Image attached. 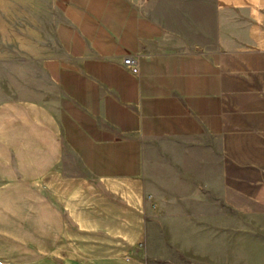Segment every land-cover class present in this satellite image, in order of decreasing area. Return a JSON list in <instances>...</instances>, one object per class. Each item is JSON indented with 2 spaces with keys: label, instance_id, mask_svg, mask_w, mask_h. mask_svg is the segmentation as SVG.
<instances>
[{
  "label": "crops",
  "instance_id": "0c3cea01",
  "mask_svg": "<svg viewBox=\"0 0 264 264\" xmlns=\"http://www.w3.org/2000/svg\"><path fill=\"white\" fill-rule=\"evenodd\" d=\"M53 1L0 39V264L206 263L264 215V0Z\"/></svg>",
  "mask_w": 264,
  "mask_h": 264
},
{
  "label": "rangeland",
  "instance_id": "374dc122",
  "mask_svg": "<svg viewBox=\"0 0 264 264\" xmlns=\"http://www.w3.org/2000/svg\"><path fill=\"white\" fill-rule=\"evenodd\" d=\"M55 17L53 0H0V39L29 33L38 44L50 35ZM206 258L204 264H264V215L225 208L223 223L209 227Z\"/></svg>",
  "mask_w": 264,
  "mask_h": 264
},
{
  "label": "built area",
  "instance_id": "2783aa9c",
  "mask_svg": "<svg viewBox=\"0 0 264 264\" xmlns=\"http://www.w3.org/2000/svg\"><path fill=\"white\" fill-rule=\"evenodd\" d=\"M138 54L127 53L122 59V64L132 72H138Z\"/></svg>",
  "mask_w": 264,
  "mask_h": 264
}]
</instances>
